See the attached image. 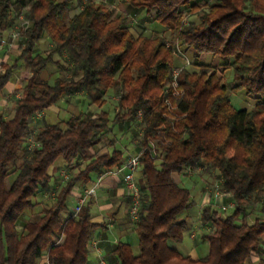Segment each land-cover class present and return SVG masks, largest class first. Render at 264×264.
Here are the masks:
<instances>
[{"label":"trees","instance_id":"trees-1","mask_svg":"<svg viewBox=\"0 0 264 264\" xmlns=\"http://www.w3.org/2000/svg\"><path fill=\"white\" fill-rule=\"evenodd\" d=\"M120 1L144 11L179 46L222 58L225 67L193 62L198 71H181L172 97L173 55L161 34L132 33L128 17L113 16L99 0H0V34L14 14L28 22L17 31L19 55L0 62V92L21 66L30 74L12 114H0V264H37L43 257L48 264H87L91 234L105 224L92 221L88 205L71 216L67 201L77 185L124 163L123 151L113 146L114 129L135 125L141 127L134 141L141 152L140 197L136 222L127 218L138 253L118 241L108 264H264V0ZM193 12L196 20L184 24ZM44 38L48 52L40 54L36 47ZM49 66L57 69L52 83L39 79ZM227 69L230 88L222 81ZM111 89L117 97L112 117L100 110L48 123L41 115L74 95L100 109ZM235 91L253 96L254 106L235 110L229 100ZM58 159L68 175L55 189L49 170ZM197 172L216 174L234 206L225 216L211 203L201 209L208 251L193 259L173 247L188 231L179 216L195 206L173 176ZM9 174L14 178L6 187ZM41 191L53 193L47 207L37 220L18 226ZM62 213H68L63 221Z\"/></svg>","mask_w":264,"mask_h":264},{"label":"rangeland","instance_id":"rangeland-1","mask_svg":"<svg viewBox=\"0 0 264 264\" xmlns=\"http://www.w3.org/2000/svg\"><path fill=\"white\" fill-rule=\"evenodd\" d=\"M84 0H81V2H83ZM120 0H116L113 2H118ZM102 3V2H101ZM106 7L108 8L109 11H111L113 13V16H115L116 14H122L124 16H127L128 19L131 21L130 25L132 26V33L137 34L139 32H142L141 27L136 26L137 22L136 20H132L130 19V16H128V14H126L125 9H126V5L122 2L121 3H116L113 6H110L108 3H106L105 1L103 2ZM131 9V8H128ZM133 10V9H131ZM72 14V13H71ZM70 14V15H71ZM193 18L192 17H186V15L183 17V23L186 24L187 22H189L190 20H196L195 19V14L196 12H193ZM13 17H15V19L12 21L11 24H9L8 26H6L5 28V32H1L0 37L1 39L6 38V36L10 33V31H12L13 29H15V31H19L20 28L22 29L23 26H21L22 22L25 24H28L27 21H24V17L22 13H17L16 15L14 14ZM20 17H22V22L20 21ZM140 20H138L139 23ZM21 26V27H20ZM156 28H160L162 29L161 31H163V27L160 26L159 24L155 23ZM148 30V29H147ZM146 35H152V31L150 32L145 31ZM161 34L166 41V45L169 48V50L172 52V60H171V67H170V72H169V83L171 81V79H173V72L176 71L178 73H180L181 71L188 69L189 71L191 69H193L194 71H198V67H196L197 65H202V64H212V65H218L219 69H222L223 67H225V60L222 58H213L211 56H207V55H203V56H196L194 54L193 51L191 50H186L184 47L179 46L176 39L171 38L169 35V32L164 31L159 33ZM5 40V39H4ZM48 39L44 38L39 45L36 47V49L38 50V53L40 54H45L46 52H48ZM15 44V43H13ZM10 44L8 47H10V49L8 51H6L5 49L2 50L1 54H0V60H4L5 56H7L5 58V61L7 60L8 63H11L12 61H14V59L19 55L20 50L16 47L13 48ZM16 45V44H15ZM1 47H0V51H1ZM43 52V53H42ZM3 53V54H2ZM195 63V65H192V63ZM63 64V63H62ZM54 67H48L46 72H43L40 76L39 79L40 80H44L48 83H52L55 79L54 75ZM220 71V70H219ZM4 70L1 68L0 69V74L3 73ZM26 73L27 70L22 66L18 71H16L14 73V77L17 74V77L21 80H23L26 77ZM220 75V74H219ZM177 78L179 77V75H176ZM222 81L224 82V84H227L228 88H230L232 85L231 83V71L230 70H224L222 73ZM168 83V84H169ZM169 86V85H168ZM167 87V85H166ZM229 100L232 104V106L235 108V110H242V109H251L254 104H255V99L253 96H247L243 91H235L234 93H230L229 95ZM64 100L62 99L58 104H59V109L57 110L56 108V114L55 116L52 115L50 112H46L45 113V121L48 123H56L57 121H60L63 117H68V116H72L78 113H83L89 116H94L95 114H97L100 110H104L106 112H108L109 116L112 117L115 110H116V101H117V97L115 96V91L113 89L109 90L107 93V97H106V103L103 107H101L100 109L95 107V106H90L87 107V104L85 101L81 102L80 101V105L78 107V111L76 110V106L73 105L74 104V99H69L68 104L66 105L64 102ZM134 131V132H132ZM130 132V135H132V141H137L139 135H137V133H139L141 131V127L139 125H135L133 126V130ZM115 132V137H116V141H112L114 142L113 146L117 147V148H121L124 146V140L126 139V137L129 135L128 131H117V129H114ZM136 135V136H135ZM124 137V138H123ZM63 161L61 159L56 160V162L54 163L55 165H62ZM72 173H75L76 170L72 169L71 171ZM198 174H194L195 176H191L192 173H190L188 176H181V175H174L173 176V180L174 183L176 184V186L180 187V188H184L187 189L191 195V197L193 198V200H195V206L190 209L189 211L183 212L179 218L184 220L187 223L188 226V231L184 233L183 238H182V242L178 245H173V247L178 250L179 252H181L182 254L189 256L191 258H195L192 251L197 249V252L199 254V257L203 258L208 251V245H207V241L205 240V238L202 236L207 230H203L200 231L198 229V225L197 224H193L191 222V216H199L200 211L202 209L203 206V202L201 201L202 198L207 197V195L209 196V198L211 199V204H213L214 209L222 216L228 215L231 213V208H228L226 205L225 206V200L223 201V199H225V196L228 194L223 193L220 190V187L217 186V183H219L216 180V174L212 173V172H197ZM14 178L13 174H9L5 180V185L6 187L10 186V183L12 182ZM63 181V180H62ZM137 185L141 184V180L139 179L138 174H136V179H135ZM55 194V192H54ZM223 196L222 198H217V201H220L222 206L227 207L225 211H221L220 208H218L217 206H215V201H216V197H220ZM73 205V200L72 198L68 199L67 201V206L68 209L69 207H72ZM39 213V208L34 207L28 211H26L24 214L27 215V217L25 218V222H33L36 219V217H34L35 215H37ZM258 216L257 213H254L251 215L250 217V221L255 219V217ZM68 217V213H62L60 215V219L63 221ZM207 228V227H206ZM215 226L212 228L214 229ZM191 233H195L197 234L196 240H192L190 238ZM119 242L121 243H126L129 244L131 246V249L133 251L134 254L138 253V249H137V240H136V236L133 232L129 233L127 235V238L125 237H121V239H119ZM91 259L88 260L87 264H92V261H90Z\"/></svg>","mask_w":264,"mask_h":264},{"label":"crops","instance_id":"crops-1","mask_svg":"<svg viewBox=\"0 0 264 264\" xmlns=\"http://www.w3.org/2000/svg\"><path fill=\"white\" fill-rule=\"evenodd\" d=\"M99 1H102V2L105 1L110 6H113L116 3H119V4L121 3V5H122V2H123V1L112 2L110 0H99ZM125 12H126V14H128V16H130V19L140 20L139 23H138V20H136V22H137L136 26L141 27L142 31H148V30L150 32L152 31V35L156 34V33L159 34V33L163 32V31H161L162 29L156 28L155 24L149 23V21L145 19L144 11L136 12L135 10H131V9H128L126 7ZM2 32H5V29L2 30ZM4 39L6 40V44L1 47L2 49L0 51V54H1L3 49H5L6 51H8L10 49V47H8V46L10 45L11 42L8 39V35ZM15 44H13L11 46L13 48H16V47L18 48V42ZM48 45H49V43H48ZM6 57L7 56H5V58ZM5 58H4V60H0V62L5 61ZM6 63H8L7 60H6ZM46 70H45V72H46ZM56 71H57V69L55 68L54 69L55 75H56ZM55 75H54V77H55ZM29 76H30V74L27 71L26 77L23 80L22 79L20 80L16 74L15 77L13 76L12 80L5 87V89H3L0 92V114H2L4 116V118L7 119L12 114V109L14 107V100L19 97L20 91L23 87V84L29 78ZM70 98L74 99L73 105L76 106L77 111H78V107L80 105V101L81 102L85 101L84 97L82 95H74V96H69V97L64 98L63 102L66 105H69L68 102H69ZM56 108H57V110L60 108L59 104L52 106L48 109V111L43 112L41 114L42 117H44V119H45V113L46 112H50L52 115L55 116L56 114H54V113H56ZM75 115H77V114H75ZM68 117H66V118H68ZM64 119H65V117H63L61 120H64ZM132 130L133 129L131 128V131ZM119 131L120 130H118V132ZM129 132H130V130L128 131V133ZM132 132H134V131H132ZM130 134L131 133H129V135L124 140V146L120 148L123 151V154L125 156V160L127 159V157L134 155L136 153V146H135L134 142L132 141V137H131L132 135H130ZM116 140L117 139L115 137V141ZM109 148H111V147L100 149L98 151V154L107 153ZM22 156H23V154L20 153L19 159H21ZM74 167H75V164L72 163L71 168H74ZM65 168H66V165L63 162L62 165H55V166L53 165L49 170V172L52 176V183H53L55 189H58L59 185L62 182V176L61 175H62V172L65 171ZM116 168H118V167H116ZM116 168H113L109 171H114ZM67 175H68V173H67ZM66 178H67V176H66ZM98 178H99V181H98L96 190L92 196H90L86 199L84 206L88 205L90 215L92 217V221L94 223L105 224V227L104 228H97L91 234V238H90V242H89V249H88V260L91 259L90 261H92V264H96L97 257L100 256V257H103L105 263L108 264V262L111 259V258H109V252L112 250V247L114 246V244H116L119 241V239H121V237L127 238V235L132 232L131 225L128 222V218H127L128 209H129V202H128V197L126 195V192L124 190V185H123V181H122V174L112 175V174H108L105 172V173L100 174L97 177L93 176L91 182H89L85 185H80V184L77 185L73 189V192H72L71 196L69 197V199L72 198V200H73L72 207H74L76 204V199L81 197L83 195L84 191L87 188H89L93 183H95ZM135 179H136V175H135ZM52 194L53 193L48 194L47 192L41 191L36 196L35 202L38 204L37 208H39V213L34 216V217H36V219L39 218L41 210L43 208L47 207V204L49 203L48 202L49 201V195L52 196ZM224 200L226 202L225 206L231 203V197L229 195H226L225 199H223V201ZM201 201L203 202L202 208L211 203V199L209 198L208 195H207V197L202 198ZM72 207H69V209H71ZM26 217H27V215H24V217L20 219L18 226H22V225H24V223H27V222H25ZM198 217L199 216H196V215L191 216V222L193 224H197L198 229L200 231H202V229L204 230L205 228L201 226V224L198 220ZM193 234H194V237L192 238ZM196 237H197V234L191 233L190 238L192 240L195 241ZM192 253L195 257L194 259L201 258V257H199L197 249L195 251L193 250ZM260 254L264 255V235H262V237H261ZM37 264H46L45 258L43 257L41 260L38 261Z\"/></svg>","mask_w":264,"mask_h":264},{"label":"built area","instance_id":"built-area-1","mask_svg":"<svg viewBox=\"0 0 264 264\" xmlns=\"http://www.w3.org/2000/svg\"><path fill=\"white\" fill-rule=\"evenodd\" d=\"M20 20L22 22V17H20ZM26 24L22 22L21 26H25ZM18 38H19V34L17 33V31L12 30L10 31V33L8 34V39L11 42L10 44L13 43H17L18 42ZM6 44V40L1 39L0 37V47L4 46ZM1 69V66H0ZM177 74H179L178 72L174 71L173 72V79H171L169 86L172 88V97H176L178 96V91H177ZM166 104L169 105V102L166 101ZM139 117V116H138ZM36 118H40V114L37 115ZM28 149H32L34 142L32 139H28ZM152 149H154L153 145H150ZM143 151V150H141ZM153 151V150H152ZM154 153V152H153ZM141 155V152H136L134 155H131L129 157H127V159L124 161L123 164H121L118 168H116L114 171H108L106 173L108 174H112V175H118V174H122V181H123V185H124V190L126 192L127 197L130 200V205H129V209H128V216H129V220L131 222H136L137 218H138V207H139V197H140V192H139V187L135 181V174L138 172L139 170V157ZM155 155H152V158ZM189 175V174H188ZM62 178L65 179L66 178V173L62 172ZM99 178L97 179V181L95 183H93L89 188H87L83 195L79 198L76 199V204L74 207H72L70 209V215L75 217L77 216L82 207L84 206L86 199L90 196H92L96 190L97 184H98ZM223 196L220 197H216V201H215V206H217L218 208H220L221 211H225L226 208H233V204L230 203L228 204L227 207L222 206L220 201H217V198H222ZM194 237V234L192 235V238ZM59 241H57V243H59ZM46 264H48V262H46ZM96 264H106L103 257H97V262Z\"/></svg>","mask_w":264,"mask_h":264}]
</instances>
